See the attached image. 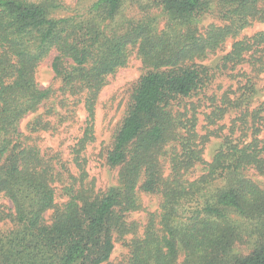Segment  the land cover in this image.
I'll return each mask as SVG.
<instances>
[{
  "label": "trees",
  "instance_id": "trees-1",
  "mask_svg": "<svg viewBox=\"0 0 264 264\" xmlns=\"http://www.w3.org/2000/svg\"><path fill=\"white\" fill-rule=\"evenodd\" d=\"M125 2L96 0L56 18L51 10L59 8L57 0H0V264H103L116 240L128 234L134 236L127 264H264V189L245 175L249 169L264 174V135L248 143L226 138L205 162L196 115L184 103L212 79L197 61L252 20L264 21V0H217L229 23L203 30L197 19L210 13L211 0L146 3V10L164 9L161 30L150 13L118 25ZM253 46H264V31L235 42L225 62H239ZM135 49L150 70L108 151V164L120 167V186L105 192L69 187L70 199L59 205L53 184L60 175L19 129L52 93L40 88L36 69L56 50L52 68L63 90L87 91L92 109L108 77ZM48 125L37 119L31 128ZM198 165H204L203 175L188 180ZM141 190L163 197L159 217L151 214L139 235L140 226L128 217L142 208ZM51 209L49 223L45 213ZM8 222L12 226L1 231ZM240 242L252 247L248 255L234 252Z\"/></svg>",
  "mask_w": 264,
  "mask_h": 264
},
{
  "label": "rangeland",
  "instance_id": "rangeland-1",
  "mask_svg": "<svg viewBox=\"0 0 264 264\" xmlns=\"http://www.w3.org/2000/svg\"><path fill=\"white\" fill-rule=\"evenodd\" d=\"M96 0H57L59 8L52 9L53 17L61 18L88 9ZM153 0H126L117 17L116 23L125 19H139L145 13L156 18V26L163 29L167 15L162 8H149L146 3ZM152 7V6H151ZM210 13L197 19L198 27L203 30L210 24L225 26L229 22L220 15L217 0H211ZM194 23V22H193ZM197 23V22H196ZM264 31V21L252 20V23L240 33L227 38L217 50L198 60L212 74V79L198 96L188 98L190 114L196 115L198 142L203 149V159L210 162L216 148L226 138L240 143H248L255 137L264 135V46H253L243 53V58L235 64L225 62V56L232 50L235 42L249 40ZM56 50L40 63L36 69V81L41 89H51L48 101L36 112L27 114L20 122L23 139L39 147L42 154L51 160L56 173L60 175L55 183V200L62 205L68 201L69 187L82 188L92 192H105L109 188L120 186V167H112L107 162L108 151L112 148L115 136L132 103L133 94L141 77L147 69L135 49L129 56L128 63L111 74L106 85L88 108V93L83 91L72 94L63 90L62 80L56 76L52 62ZM224 109L222 116L215 117L218 109ZM215 117V118H214ZM37 119L48 122L47 129H32ZM196 123V121H195ZM169 164L165 165V174L169 173ZM204 165H198L186 174L194 181L203 175ZM245 175L264 189V174L249 169ZM142 208L132 212L128 219L138 223L139 235L144 233L151 214L161 213L162 195L139 191ZM4 207L12 209L10 199L2 197ZM53 210L45 213L50 223ZM159 220V219H158ZM12 223L1 226V231L8 230ZM128 234L116 240L114 251L109 261L103 264H127L133 238ZM252 247L247 243H237L235 253L248 255ZM182 252L180 261H183Z\"/></svg>",
  "mask_w": 264,
  "mask_h": 264
}]
</instances>
